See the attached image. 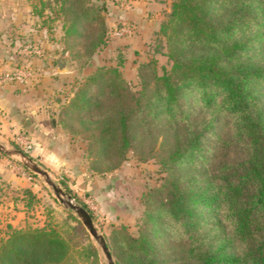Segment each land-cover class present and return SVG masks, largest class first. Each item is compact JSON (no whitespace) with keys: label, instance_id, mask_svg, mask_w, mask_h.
Instances as JSON below:
<instances>
[{"label":"trees","instance_id":"16d2710c","mask_svg":"<svg viewBox=\"0 0 264 264\" xmlns=\"http://www.w3.org/2000/svg\"><path fill=\"white\" fill-rule=\"evenodd\" d=\"M53 2L66 39L98 20L91 50L102 40L103 17L90 0ZM160 32L170 68L142 62L134 91L116 66H103L86 80L96 90L85 84L61 109L90 112L78 118L92 129L93 169L117 167L147 137L148 154L167 171L165 197L146 210L148 228L113 230L115 264H264V0H172ZM92 186L85 173L74 181L85 192ZM21 192L28 207L33 192ZM7 227L0 264H84L73 258L82 250L97 259L95 247L48 223Z\"/></svg>","mask_w":264,"mask_h":264},{"label":"rangeland","instance_id":"374dc122","mask_svg":"<svg viewBox=\"0 0 264 264\" xmlns=\"http://www.w3.org/2000/svg\"><path fill=\"white\" fill-rule=\"evenodd\" d=\"M29 1L37 17L46 15L44 17V25L48 29L46 37L60 39V56L68 60L69 66L65 69L68 74L60 79V85L51 93V99L58 103L55 111L59 130L55 133V139L60 143L58 144L60 150L54 152V155L48 159H37L36 156L31 155L32 150L26 153L45 168L51 178L72 195L75 202L82 204L92 213L93 221L105 236L107 244L111 242L110 237L113 230L121 225H124L128 232L137 235L141 229H147L150 224L146 210L151 206L152 201L165 197L166 194L163 181L167 171L157 157L148 154L150 139L146 137L142 145L128 149L126 158L117 167L105 171L93 169L92 161L97 155L88 137L92 129L85 128L78 118L79 115L86 118L90 112L65 114L61 112V109L64 103L85 84L90 90H96L97 84L87 83L86 80L89 75L103 66H116L121 78L134 91L141 87L139 66L142 62L153 60L158 73H162L164 68H170L171 60L163 53L166 51V41L160 32V24L167 18L172 0H157V3H151L154 6L147 9V14H144L138 22L124 19L121 13H117L118 10L126 9V4H129L130 0H90L97 7L104 22L102 40L92 50L91 43L98 38L100 33L98 20L80 25L79 32L66 39L63 17L55 16L56 4L53 0ZM124 23L131 26V31L124 34L117 33L116 31ZM0 29L3 31L9 29V25L0 21ZM27 36L26 33L12 32V35H8V41L14 38L26 39ZM20 42L16 41L14 47L4 51L6 55H12L16 65L23 61L20 58L21 54L27 57L23 51H19ZM14 77L34 82L42 76L39 72L32 71L30 76H18L17 73H13ZM227 128L224 122L218 123L217 129H221L223 134L227 135ZM15 136L16 134L9 136L7 140L1 137L0 140H3L1 142L7 146L21 148ZM206 141L210 145L215 144L211 137H208ZM157 146L158 142L155 143V147ZM0 155H6L12 164L26 168L32 181L33 188H30L33 195H27L31 204L27 207L25 216L22 213L21 216L17 215L16 221L21 220V226L26 222L32 225L48 223L63 233L68 231L74 234L76 241L90 244L97 250V259L93 260L91 255L87 258L86 251L82 250L81 253L73 255L75 262L107 264L97 240L89 233L78 215L57 198L44 177L22 164L18 157L10 156L2 150H0ZM81 173L92 176L93 186L88 192L80 187H74V181ZM66 184H71L73 188L69 190ZM8 231L6 218L0 216V238L5 237ZM174 245L177 246L178 243L174 242ZM112 256L115 260L113 253Z\"/></svg>","mask_w":264,"mask_h":264},{"label":"crops","instance_id":"0c3cea01","mask_svg":"<svg viewBox=\"0 0 264 264\" xmlns=\"http://www.w3.org/2000/svg\"><path fill=\"white\" fill-rule=\"evenodd\" d=\"M151 3H157V0H130L126 9L117 13H121L124 19L138 22L147 14V9L154 6ZM0 16V21L9 25V29H6L8 32L0 29V138L7 140V137L18 132L23 133L33 143L31 155L37 159H48L60 150V143L55 139V133L59 130L55 111L58 103L51 99V93L60 85V79L68 74V71H60L57 65L56 58L61 53L60 39L46 37V15L37 17L29 0H19L15 5H7L0 0ZM12 32L26 33L28 36L26 39L8 41V35H12ZM16 41H21L19 51L27 55H20L23 61L19 65H29L31 71L39 72L42 76L34 82L5 76L8 70L17 66L12 55L4 53L6 49L14 47ZM27 41L38 43L39 53L34 52ZM31 184L26 168L20 170L6 155H0V216L6 218V226H21V220L16 221V217L21 213L25 216L27 209L21 188H33Z\"/></svg>","mask_w":264,"mask_h":264},{"label":"water","instance_id":"95a60500","mask_svg":"<svg viewBox=\"0 0 264 264\" xmlns=\"http://www.w3.org/2000/svg\"><path fill=\"white\" fill-rule=\"evenodd\" d=\"M57 65L60 71L65 70L69 66V62L66 59H62L61 56L56 58ZM0 150L5 152L10 156H15L19 158V161L30 168L33 172L41 174L44 180L52 187L57 198L68 208L72 209L78 217L81 219L83 224L88 229L89 233L97 240L99 243L107 264H115L111 250L107 244L106 238L96 227L90 212L82 204L77 203L73 200L72 195L67 193L57 182H55L49 172L43 168L32 156L28 155L23 149L19 147H10L5 145L4 142L0 141Z\"/></svg>","mask_w":264,"mask_h":264},{"label":"built area","instance_id":"2783aa9c","mask_svg":"<svg viewBox=\"0 0 264 264\" xmlns=\"http://www.w3.org/2000/svg\"><path fill=\"white\" fill-rule=\"evenodd\" d=\"M131 31V26L124 23L116 32L119 34H124L125 32ZM33 51L36 53H39L40 49L38 47H34ZM25 65H17L14 69H10L5 73L6 77H13V73H17L19 75H27L30 76L32 74V71L27 68ZM29 69V70H28ZM16 141L20 145V147L25 151L29 152L33 148V143L31 140L23 133H18L16 136ZM18 169L23 170L22 166H17Z\"/></svg>","mask_w":264,"mask_h":264}]
</instances>
